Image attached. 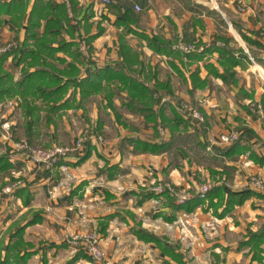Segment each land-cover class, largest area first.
<instances>
[{"label": "crops", "instance_id": "obj_1", "mask_svg": "<svg viewBox=\"0 0 264 264\" xmlns=\"http://www.w3.org/2000/svg\"><path fill=\"white\" fill-rule=\"evenodd\" d=\"M78 1L86 13L91 14L88 17L92 23L90 33L97 31L98 23L103 27L91 41V60L77 58L71 53L73 51L67 49L54 51L53 57L46 58L44 79L53 76L63 83L67 76L59 70L75 63L78 77L98 72L102 90L80 98L77 93L74 94L72 84L65 89L61 87L59 92H52L55 87L49 86L44 90L52 92L47 102L40 89L32 84L36 80L39 83L41 78L30 75L25 80L28 81L26 86L20 70L22 63L13 64L9 55L4 67L12 71L10 81L13 87L18 89L14 83L23 81L13 95L22 97L21 90L26 88L28 92L25 91V96L30 100L27 106L22 98L14 100V106L52 110L73 108L69 103H74L76 108H83L87 106L85 102H92L96 97L106 103L105 92L112 91L113 105L106 106L114 110L117 118L123 107L124 115L141 123V127L126 130L123 127L126 124L120 123L117 126H122V129H117L114 136L101 135L102 138L105 136V141L90 136L87 139L89 148L83 145L78 155L71 154L63 160L66 170L57 165L48 167L32 162L26 155L13 150L10 176L14 180L20 178L21 183L11 193L2 195L0 230L28 222L23 236L32 248L38 249L33 247L34 242L47 243L45 250H36L31 256L40 253L42 257L45 254L49 260L61 254L64 258L58 264L79 250L66 243L64 238L88 231H96L100 235L107 258L101 262L79 258L77 263L264 264L258 258L264 255V243H256V238L251 237L253 232L264 226V191L247 186L251 174H257L264 180V164L251 159V151L264 156V0H214L216 6L203 3L207 8L200 12L190 8L194 4L179 2L177 7L174 0H145L144 3L133 0L137 16L129 24L130 31L115 23L119 18L115 8H101L103 4L97 0ZM238 2H241L242 8H238ZM135 5L140 9L142 7L140 12ZM120 6L117 2V7ZM22 29L18 31L20 38ZM12 34L10 30L8 35ZM120 35L130 47L129 61L132 63L130 72L125 70L124 73L142 78L153 90L152 96L158 97L159 103L164 105L167 116H173L170 108L171 104L175 105L173 97L179 100L194 93L198 99L210 98L211 102L209 100L206 104L216 105L215 108H200L206 118L204 128L196 121L186 119L179 124V131L170 140L171 145L167 149L152 153L133 148L132 141H129L131 138L154 141L157 137L152 125L144 121L142 113L132 112L122 104L126 90L117 78L111 77L113 70L119 69L122 59L118 54ZM152 35L170 41L168 45L152 41L161 48L175 49L174 41L179 39L195 41V51L200 52L202 57L180 60L177 55L156 52L148 44V37ZM218 36L230 38L228 47L233 50V58L238 60L233 66L236 84H226L206 66L215 65L220 72L223 69L219 64L223 57L215 49L222 46L223 41L217 39L213 42ZM241 48L247 53V58L240 55ZM141 64L144 70L138 72ZM36 66L30 65L28 69L32 71ZM150 68L153 75L144 78ZM194 70H198L199 77L205 79L206 84L190 89V73ZM227 78L232 80L229 76ZM165 81L169 83L173 97L165 90L157 91L154 86ZM53 97L58 98L57 101H53ZM9 98L14 99L13 96ZM214 99H217V104ZM251 101L262 105L263 114L251 112ZM219 103H223L224 107L234 103L236 108H217ZM16 119H11L12 129L34 142L31 135L35 133L36 123L28 127L25 122L24 128ZM228 131L237 132L239 144H245L248 149L228 156L225 151L230 144H209V138ZM168 138L166 132L163 139L169 141ZM0 142L6 146L0 155L8 158L12 140L0 138ZM161 180L183 189H195L200 182L207 180L212 184L223 182L222 191L239 192L247 186V189L260 195L250 194L241 204L229 207L225 213L224 200L216 201L217 196L213 197V202L219 203L216 208L213 204L206 206L204 203L186 210L168 202L163 193L152 190L153 184ZM33 218L35 221H32Z\"/></svg>", "mask_w": 264, "mask_h": 264}, {"label": "trees", "instance_id": "obj_2", "mask_svg": "<svg viewBox=\"0 0 264 264\" xmlns=\"http://www.w3.org/2000/svg\"><path fill=\"white\" fill-rule=\"evenodd\" d=\"M140 3H144L145 0H138ZM117 2H120L121 6L117 7ZM134 1L133 0H108L106 3V8L108 9H116L119 18L115 20L117 25L122 24L125 31H130L131 28L129 24L133 20L134 17L137 16L136 12L133 8ZM91 15V14H90ZM86 13V9L82 8V4L79 3L78 0H0V25L4 24L6 20L8 22V28L12 30L13 34L11 37H8L6 42H4L2 46L7 43H11L12 45L9 49L0 52V100L4 99L5 96L14 98L15 101H18V96H14L13 93L17 92L20 86L24 83L27 86L28 81H25L29 78L30 75H33L41 78L39 80L33 81L38 89H40V93L44 94V99L48 102L50 99L49 94L52 92L60 91L65 89L68 84H72L74 94L77 93L80 98L86 97L88 94L97 92L102 90L101 79L98 77V72H91L88 75L78 77L76 74L78 73V68L75 63L68 65V68L64 67V70L60 69L59 71L62 74H65L67 78L63 83H60V78H56L50 76V78L44 79L45 70L43 67H46L45 64L47 57H53L54 51L57 50H71L75 57L84 58L82 60H91L90 55H92V40L99 34L103 27L96 25L95 32H91L92 23L88 21V17L90 16ZM22 30V37H19V29ZM68 36V37H67ZM67 37V38H66ZM217 39H221L223 41L222 46H216L215 49L218 50L220 57H223L219 60V64L222 65L223 69L220 72L215 65L207 64L206 66L209 68V71L213 72L217 77H221L223 81L232 85L236 84V79L234 78V70L233 66L238 62L237 59H234L235 56L233 50L228 47V42L230 40L227 36H218L213 40L215 43ZM157 40L159 42H163L166 45L168 43L162 37L158 35H152L148 37V44L152 47V49L156 52H165L168 55L173 54L174 56H178L180 60L186 58H201L202 55L200 52L195 51L197 47L196 44L193 45L194 49L181 53L177 48L172 49L167 48V46H156L152 41ZM251 41V40H250ZM189 42V41H185ZM84 43L88 46V52L90 53L87 57L83 52H81L79 46ZM54 44V46H53ZM56 44V45H55ZM170 44V43H169ZM205 50L207 48H204ZM129 51L130 47L126 43L124 36L120 35L118 39V54L122 57L119 69L113 70L111 77L117 78L118 81L123 85L126 90V94L123 100V105L132 112L142 113L144 116V121L148 122L152 125L154 133L156 135V140L148 141L144 139H138L137 137L129 139L133 143V148L143 151V152H152L156 153L159 151H163L170 147V140L176 135V132L179 131V124L181 121L190 120L191 118L185 117L180 110L181 101L173 97L172 90L170 89V85L168 82H157L155 83V87L157 91L165 90L166 93L170 94L175 101V105H170L171 113L173 116H167L165 113V107L163 104L159 103L158 97H153L151 94L149 86L145 84L144 80L141 78H135L134 76L127 75L125 72H130L131 61H129ZM239 53L241 56L245 58L248 57L247 53L241 48L239 49ZM11 56L12 62L15 65H21L22 74V82L14 83L17 87H13L12 81V71L7 70L4 67V62L8 56ZM33 60H37L35 63ZM39 60V61H38ZM30 65H37L36 68L32 71L28 69ZM144 70L143 65H139L138 72ZM153 75L151 68L149 72L144 75V78H150ZM227 76L230 77L229 80ZM11 80V81H10ZM109 81V80H106ZM190 81L191 87L190 89H195V87H203L206 84L205 79H201L198 75V70H194L190 73ZM49 86H54L55 88L52 92H44ZM14 88V89H13ZM25 91L28 90L25 88ZM25 91L21 90L22 97H20L21 101L27 104L29 103V99L25 96ZM46 93V94H45ZM112 96L113 92H105L106 104L108 106H112ZM47 98V99H46ZM58 98L53 97V101H57ZM20 101V100H19ZM34 109V108H33ZM32 114L30 108H26V118L27 125L30 127L38 119V115L34 114V120L29 117ZM185 117H183V116ZM198 125H201L204 128L206 124V118L203 122L196 121ZM89 131V130H88ZM91 131V130H90ZM89 131V132H90ZM168 132V140L165 141L163 139L164 134L166 135ZM93 132H90L91 135ZM97 134V133H95ZM74 141V140H73ZM72 141V142H73ZM239 136L234 141L228 143L230 146L226 148V155L231 156L232 154L241 153L242 149H248L245 144H239ZM83 145H86V148H89V140L83 141ZM251 159L259 164H264V156H259L251 151ZM60 160L58 163H60ZM10 163L6 155H0V171L5 170L7 166L9 167ZM219 179V178H218ZM14 180V179H13ZM219 181V180H216ZM210 184V188L206 193V196L203 198L198 197L197 194H193L191 197L185 199L181 203H177L175 201L176 196L170 192L169 190H164L163 194L165 199L176 205V207H182L186 210H190L198 204H207L206 206H213L216 208L218 202H213V197L217 196V200H224L225 209L224 212L229 211V207H233L235 204H241L250 194L260 195L258 192H254V190L245 189L239 192H226L221 190V183L212 184L207 180ZM177 189H182L180 186L174 184ZM192 190L194 189H186ZM195 192V191H194ZM32 221H35L33 218ZM28 223V222H27ZM27 223L21 226H13L12 230L10 229L7 238L5 239V243L3 246H0V264H27V260L31 255L36 251L32 248V245L29 244L23 237L24 228ZM251 237L256 238L257 242L264 243V226L257 232H253ZM45 257V254L43 255ZM43 257V261L41 264H46V257ZM79 258H89L85 251L79 249L72 256H70L67 260L60 264H83L81 262L77 263ZM259 260L264 261V255L258 257ZM90 259V258H89Z\"/></svg>", "mask_w": 264, "mask_h": 264}, {"label": "rangeland", "instance_id": "obj_3", "mask_svg": "<svg viewBox=\"0 0 264 264\" xmlns=\"http://www.w3.org/2000/svg\"><path fill=\"white\" fill-rule=\"evenodd\" d=\"M99 3L101 2L103 5L101 8H104L106 6L107 2H102V0H97ZM177 1V7H179L178 3L180 4H194L190 5L191 9H195L197 12H200L201 10H205L207 7L203 5L206 4L207 6H216L214 0H174V2ZM104 6V7H103ZM142 9V7H141ZM141 9H136L137 11H141ZM3 27V28H2ZM4 30V31H3ZM10 29L8 28V22L5 20L4 24L0 25V47L1 45L6 42L8 38ZM11 37V36H9ZM181 41L180 39L178 41H174L173 46ZM195 44V41H189ZM197 46V45H196ZM194 46V47H196ZM87 51V50H86ZM16 73V67L14 71V75ZM206 98L198 99L194 96V93L188 97H181L179 100L186 104H190L192 106H195L200 110V108H215L216 105H207L206 103L209 102L210 98L205 96ZM217 99L218 97L215 96ZM6 98V99H5ZM4 99L0 100V138L4 139H11L12 141H18L21 143H26L29 146L36 147V148H51L54 146H65V145H71L72 141L76 138L87 135L88 133L95 132L97 134L104 135L106 134H116V130L122 129V126L120 123H125L126 125L123 127L128 130V128L134 129L137 127L139 129L141 127V123L132 120L124 115V109L119 111L121 112L119 115L120 117L117 118L116 114L113 109L108 108L106 103L102 100H99L98 97H96L95 100H92V102H88L85 104L87 106H83V108H76L74 103H69L73 108H53L52 110H49L48 108H38L33 110L31 108L32 114L29 116L31 119L34 120L35 116L34 114L38 115V119H35V133L31 135L34 142L29 141L23 133L19 134L16 132L17 130L12 129L13 123L11 119H18V122H21L25 128V122L26 120V108H15L14 106V99H11L9 97H5ZM19 98V97H18ZM217 99H214L213 101L217 104ZM232 99V98H231ZM20 100V98H19ZM7 101V102H6ZM5 102V103H4ZM211 102V100H210ZM254 101H251L253 104ZM256 104H253L251 107V112L260 115L263 114L262 110L263 107L260 103L255 102ZM75 106V107H74ZM93 107V108H92ZM217 108H236L234 106V103H230L229 107H224L223 103H219V106ZM201 111V110H200ZM204 115V114H203ZM16 119V121H17ZM205 120V117H204ZM137 122V123H136ZM20 125V123H18ZM100 125V128L98 127ZM22 127V126H21ZM107 128V131H106ZM13 130V131H12ZM90 132H89V131ZM24 132V130H23ZM92 133L91 135H94L97 137L98 135ZM17 135V136H16ZM21 138H18V137ZM102 137V136H101ZM103 141H105V136L102 138ZM6 148L5 144L0 142V153L4 151ZM80 150H75L73 154L78 155ZM7 154V153H6ZM14 158L12 152H8V161L11 163L12 159ZM11 159V160H10ZM33 162V161H32ZM207 162V160L205 161ZM60 169L66 170L67 166L64 162L59 163L57 165ZM11 171L9 167L5 170L0 171V190L3 186L6 184L16 183V185H19L21 183L20 178H16L10 176ZM246 175V174H245ZM252 175L257 174H251L248 176L249 178ZM6 177V178H3ZM223 179L222 177H220ZM201 180V178L199 179ZM198 181V178H197ZM163 183H170L168 181H162ZM207 182V181H204ZM211 182H215L211 180ZM203 183V182H200ZM199 183V184H200ZM17 187V186H16ZM14 187L12 191L16 188ZM245 188V186H243ZM247 189V186H246ZM264 190V189H263ZM178 192L182 191V189H177ZM11 193V192H10ZM2 200V195H0V201ZM13 225H9L6 229L0 230V246H3L2 244L5 243V239L7 238V234L9 230H12ZM24 238V237H23ZM30 245H32L29 242ZM46 241H39L34 242L33 247H37L36 250H45ZM64 255V254H63ZM48 256V255H46ZM45 256V257H46ZM44 256H40V253H38L36 256L33 255L28 258L27 264H39L43 261ZM44 257V258H45ZM49 258V257H48ZM64 256L61 254H58L55 258L47 260L46 258V264H58L60 260H62ZM107 258V256H106Z\"/></svg>", "mask_w": 264, "mask_h": 264}, {"label": "built area", "instance_id": "obj_4", "mask_svg": "<svg viewBox=\"0 0 264 264\" xmlns=\"http://www.w3.org/2000/svg\"><path fill=\"white\" fill-rule=\"evenodd\" d=\"M102 2H108V0H102ZM238 8H242L241 2L237 4ZM135 9H140L138 5H135ZM11 43H7L4 46L0 47V52L9 49ZM192 42H185L183 40L177 42L174 47L181 50V51H190L194 49ZM81 52L85 55H88V46L82 43L79 46ZM87 50V51H86ZM180 110L182 111L185 117H189L194 121L203 122L204 115L203 113L190 104H186L183 101L180 103ZM90 136L89 133L87 135H82L76 138L71 145L65 146H54L51 148H36L27 145L26 143H21L18 141H12V145L10 147V152L15 153L19 152L20 154L26 155L31 161L35 163H42L47 165L48 167L58 165L59 161L62 160L60 163L63 162L67 158V156L73 154L75 150H79L83 146V141L88 139ZM98 140H102V137L98 135L96 137ZM238 138V134L235 131H228V132H221L216 137L212 139H208L209 144L212 143H220V144H228L235 139ZM13 150L15 152H13ZM8 151V152H9ZM16 183L6 184L0 190V195L4 193L12 192V189L16 187ZM254 189L259 191H264V180L258 175H252L249 178L248 185ZM210 188V184L208 182H203L198 184V186L194 189V191L183 189L182 191L178 192L176 187L172 183H163V182H155L152 186V190L156 193H163L164 190H169L172 192L176 198L175 201L177 203L183 202L185 199L191 197L193 194H197L198 197L203 198L206 196L207 191ZM64 241L68 243L73 248H78L86 252L89 258L93 261L101 262L106 259L107 253L106 250L103 248L100 242V235L96 231H88L81 234H73L68 235L64 238Z\"/></svg>", "mask_w": 264, "mask_h": 264}]
</instances>
